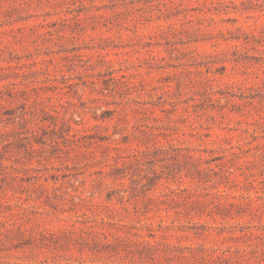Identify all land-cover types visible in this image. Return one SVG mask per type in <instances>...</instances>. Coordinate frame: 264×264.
Segmentation results:
<instances>
[{"label":"rangeland","instance_id":"1","mask_svg":"<svg viewBox=\"0 0 264 264\" xmlns=\"http://www.w3.org/2000/svg\"><path fill=\"white\" fill-rule=\"evenodd\" d=\"M0 264H264V0H0Z\"/></svg>","mask_w":264,"mask_h":264},{"label":"trees","instance_id":"2","mask_svg":"<svg viewBox=\"0 0 264 264\" xmlns=\"http://www.w3.org/2000/svg\"><path fill=\"white\" fill-rule=\"evenodd\" d=\"M115 149L116 150H119L120 148L119 147H115ZM189 157L192 158V155L189 154ZM129 160H130L129 162H132L133 161V159H129ZM125 162L127 163V161L123 160L122 165H125L126 164Z\"/></svg>","mask_w":264,"mask_h":264}]
</instances>
